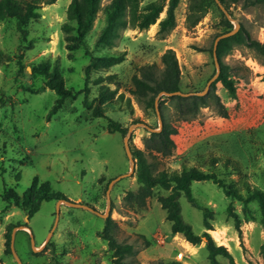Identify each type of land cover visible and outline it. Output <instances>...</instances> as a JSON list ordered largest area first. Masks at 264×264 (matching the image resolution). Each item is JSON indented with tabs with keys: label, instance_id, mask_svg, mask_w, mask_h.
Masks as SVG:
<instances>
[{
	"label": "rangeland",
	"instance_id": "obj_1",
	"mask_svg": "<svg viewBox=\"0 0 264 264\" xmlns=\"http://www.w3.org/2000/svg\"><path fill=\"white\" fill-rule=\"evenodd\" d=\"M21 1H36L41 16L30 22L25 38L15 18L0 22V191L16 189L24 194L36 179L40 190L46 191L48 196L63 195L67 200L89 205L105 214L109 185L130 171V160L124 143L127 135L108 133L107 119L95 118L92 111L85 108V100L91 102L98 94L93 81L100 75H117L122 85L119 93L123 92L125 98L114 101L107 115L132 128V150L143 149L144 140L160 125L156 110L146 109L129 93L133 75L145 65L161 66V56L167 49H173L182 72V90L203 91L217 72L211 50L217 37L224 34L223 22L228 17L216 1L199 23L189 28L186 22L189 0H181L175 12L176 27L161 38L159 22L166 17L167 2L156 24L143 31L128 28L122 32L115 48L103 49L96 47L99 32L105 25V13L101 10L85 44L71 52L66 48L62 26L67 22V9L72 0H56L49 5L45 3L47 0ZM111 1L102 0V7ZM153 1L156 0H141L138 14ZM223 6L230 14L231 19H228L233 29L240 24L239 31L246 40H264L263 5H252L249 0H226ZM119 51L127 53L126 60L108 71L93 72L90 92L87 95L82 92L85 69L91 57ZM45 61H50L51 67L57 64L65 86L77 93L76 99L67 98L52 116L49 113L57 95L46 86V77L33 70ZM222 65L236 80L237 87V97L233 99L220 82L217 84L228 117H222L211 103L192 120L178 121L175 103L167 101L164 112L167 120L178 127L174 137L177 146L172 156L163 159L161 168L181 170L185 165L209 169L212 159L231 158L241 165L242 174L232 176L241 187L248 184L264 190V56L248 47L246 41L235 45L222 58ZM128 98L130 103L126 101ZM138 187L133 175L113 183L110 191V216L119 225L117 240L133 245L135 251L126 258V264H153L159 260L208 264L205 242L195 246L171 232L166 212L158 201L160 195L168 192L157 191L143 209L125 204L126 192ZM192 190L198 202L213 213L210 220L213 229L207 230L203 212L182 195V215L194 231L208 232L218 245L227 247L237 264H264L261 253L264 231L258 206L250 205L255 220H243L241 230H237L228 209L231 207L243 217L240 202L226 197L211 181L194 182ZM58 202L40 203L39 211L29 219L26 211L0 198V260L3 264H19L12 247L9 254L5 245L8 224L18 228L14 232L13 246L23 264H53L55 261L113 264L107 241L98 237L105 219L88 209L66 203L59 207ZM58 207L59 221L55 227ZM25 225L27 227L22 228ZM32 239L37 251L33 250ZM220 261L229 264L227 259Z\"/></svg>",
	"mask_w": 264,
	"mask_h": 264
},
{
	"label": "trees",
	"instance_id": "obj_2",
	"mask_svg": "<svg viewBox=\"0 0 264 264\" xmlns=\"http://www.w3.org/2000/svg\"><path fill=\"white\" fill-rule=\"evenodd\" d=\"M140 1L112 0L105 7H102V0H72L67 9V22L62 26L67 50L73 52L85 44L86 36L92 30L97 14L101 10L105 13V25L99 32L96 47L112 49L117 46V40L124 30L132 28L143 31L156 24L168 2L166 17L159 22L158 31V35L165 38L177 25L175 12L181 0H156L143 7V13L138 14ZM55 2L56 0H47L45 3L49 5ZM220 2L226 6V0H220ZM249 2L252 5L264 6V0H249ZM214 4H216V0H189L186 17L188 27H195ZM39 8L40 6L36 1L0 0V22L7 18H15L17 28L25 38L30 22L41 16L38 11ZM223 25L225 28L224 33L233 30V24L228 18L224 19ZM246 41L248 47L252 48L258 55L264 56V40L258 41L250 38L246 40L242 31L234 36L221 39L217 47V56L222 71L218 79L212 84L209 93L205 96H161L159 98V108L163 120L162 128L150 133V136L144 140L143 149L135 148L132 150L133 157L136 160L135 176L139 187L137 190L126 192L125 204L133 209H143L146 207L147 201L153 198L157 191L168 192L167 195H160L158 201L166 212V219L171 224V232L174 235H181L187 242L195 246L205 242L208 264H221V258L227 259L229 264L237 263L227 247L218 245L208 232L196 233L192 225L185 221L182 215L180 197L185 195L193 207L203 212L205 229H213L210 224V220H213L212 211L198 202L192 190L194 182L211 181L223 190L226 197L242 204L243 217L234 212L231 207L228 209L237 230H241L243 220H255L250 207L252 203H255L259 208V222L264 231V190L252 188L248 184H245L244 188L241 187L239 181L232 178V176L242 174L241 165L231 158H226L223 161L218 158L212 159L209 169L196 166L188 168L185 165L182 166L181 170L161 168L163 159L174 154L177 146L174 137L178 134V127L167 120L164 106L167 101L175 103L178 121L192 120L197 117L202 108L210 106L211 103L216 106L222 117H228V110L217 92V84L220 82L233 99L237 97V87L235 85L236 80L226 72V68L222 65V58L235 45L243 44ZM213 50L214 46L211 50L212 54ZM126 56V52L120 51L92 56L85 69V87L82 92H85L86 95L90 92L89 84L93 72L108 71L110 68L122 64L126 60ZM33 70L35 74H42L46 77V86L57 95V100L49 116L55 115L67 98L76 99L77 93L65 86L64 77L57 64L51 67V62L45 61L34 67ZM181 82L182 72L176 53L173 49H167L161 56V66L154 63L138 69L132 77V86L129 93L146 109L156 110V100L161 93L184 92ZM93 83L97 86L98 94L91 102L85 100V108L92 111L93 117L107 119L108 133H119L126 136L129 128L107 115L108 108L114 106V101L125 98L123 92L119 93L122 85L118 81L117 75H100ZM31 92L36 93L32 90ZM126 101L131 102L130 98ZM38 185L39 183L35 179L24 194H19L16 189L14 191L4 189L0 191V198L8 205L13 204L26 211L29 219L39 211L40 203L51 200H67L63 195L48 196L46 191L40 190ZM7 229L9 233L6 235L5 245L8 248L7 252L10 254L9 248L11 247L12 238L10 233L15 229V225L8 224ZM118 230L117 221L109 216L105 219L103 230L98 232V237L107 241L109 250L112 251L113 264H126V258L133 256L135 251L133 245L118 242ZM261 253L264 258V243L261 246ZM53 264L63 263L55 261ZM153 264L185 263L179 260H159Z\"/></svg>",
	"mask_w": 264,
	"mask_h": 264
},
{
	"label": "water",
	"instance_id": "obj_3",
	"mask_svg": "<svg viewBox=\"0 0 264 264\" xmlns=\"http://www.w3.org/2000/svg\"><path fill=\"white\" fill-rule=\"evenodd\" d=\"M217 3L219 4L220 8L224 11V13L226 14V16L231 19L230 17V14L229 12L226 10V8L223 6V4L220 2V0H216ZM240 29V24H237V26L230 32L228 33H224L220 36L217 37V39L215 40V43H214V50H213V54H214V59H215V64H216V67H217V72L216 74L208 81L205 89L203 91H198V92H176V93H171V94H168V93H161L157 100H156V104H155V107H156V112H157V115H158V119H159V129L162 128L163 126V120H162V115H161V111H160V108H159V98L163 95H166V96H169V95H182V96H205L209 93L210 89H211V86L212 84L218 79V77L220 76L221 74V64H220V61L218 59V56H217V47H218V43L221 39H224V38H228V37H231V36H234L235 34L238 33ZM158 129V130H159ZM158 130H152V132L154 131H158ZM131 133H132V128L129 129V132L127 134V136L125 137L124 139V143H125V148H126V153H127V156L130 160V171L119 176L117 179L113 180L110 185H109V188L107 190V196H108V209H107V212L105 214H101L99 212H97L94 208L90 207L89 205H84V204H81V203H74L70 200H59L58 202V206L60 207L61 203H66V204H69L73 207H77V208H84V209H88L96 214H98L99 216L103 217L104 219H107L109 216H110V211H111V207H110V202H111V199H110V191H111V187L113 185V183L117 182V181H120L121 179L123 178H127V177H131L133 175H135V172H136V160L134 159L133 157V151L130 147V136H131ZM58 207V212H57V220H56V223H55V227L57 226V223L59 221V214H60V209ZM54 227V229H55ZM22 228H26L25 226L22 227ZM18 228H15L13 233H12V238H11V247H12V251H13V255L14 257L16 258V260L18 261L19 264H23L22 261L20 260V258L18 257L17 253L14 251V232L17 231ZM54 229L52 230L51 234H53L54 232ZM50 240V237H48L47 241H46V244H48ZM32 246H33V250L34 251H37V249L35 248V241L34 239H32ZM0 264H3V262L0 260Z\"/></svg>",
	"mask_w": 264,
	"mask_h": 264
},
{
	"label": "bare ground",
	"instance_id": "obj_4",
	"mask_svg": "<svg viewBox=\"0 0 264 264\" xmlns=\"http://www.w3.org/2000/svg\"><path fill=\"white\" fill-rule=\"evenodd\" d=\"M218 239V238H217Z\"/></svg>",
	"mask_w": 264,
	"mask_h": 264
}]
</instances>
